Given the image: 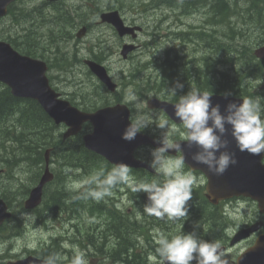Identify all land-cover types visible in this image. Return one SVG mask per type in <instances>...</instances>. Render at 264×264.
I'll return each mask as SVG.
<instances>
[{
    "label": "clouds",
    "instance_id": "obj_1",
    "mask_svg": "<svg viewBox=\"0 0 264 264\" xmlns=\"http://www.w3.org/2000/svg\"><path fill=\"white\" fill-rule=\"evenodd\" d=\"M182 88L183 84L176 81L174 87L168 91L173 97H177L176 90ZM211 97L212 92L191 88L186 94L178 96L173 108L175 117L182 125L181 139L189 147L195 145L197 148L191 154V160L206 166L209 173L222 176L230 166L237 164L235 153L229 150L228 135L240 152L254 156L264 155V99L244 97L239 104L228 103L222 113L218 104H212ZM124 102L134 105L139 114L121 133L123 140H134L137 134L152 125L162 130L168 128L167 120H161L157 124L152 114L142 110V102L132 88L127 90ZM154 142L157 146L150 149L149 167L162 180L133 182L130 178V167L118 163L109 171L100 169L83 176L70 188L76 193L73 199L100 202L111 195L113 188L124 184L135 194H146L144 211L148 216L170 222L188 220V202L192 200L193 187L198 184L197 178L191 171H185V157L179 142L170 137L157 138ZM172 150L181 155H169ZM182 228L183 223L176 234H156L155 251L159 264H229L221 242L201 238L196 222H193L192 231L184 232ZM40 259L41 264H61V257L57 253ZM71 264H88L86 253L77 250Z\"/></svg>",
    "mask_w": 264,
    "mask_h": 264
},
{
    "label": "trees",
    "instance_id": "obj_2",
    "mask_svg": "<svg viewBox=\"0 0 264 264\" xmlns=\"http://www.w3.org/2000/svg\"><path fill=\"white\" fill-rule=\"evenodd\" d=\"M143 3H149V5L154 3V0H142ZM264 3V0H246L245 6L244 7H238V3L234 2L233 0H225V1H217L215 2L213 9L216 11L215 14L217 15L216 20L219 21V23L224 27L223 31L220 34L222 36L220 37L222 41H225V49L226 53H224L222 56H218L211 59L212 56H208L207 59L205 60L204 66H209L205 67L204 69L200 67V60L202 58H196L193 56L191 59L187 54L183 57H181L178 53H176L175 57L171 56L172 54H167V58H165L161 63V72L159 75V80H156L155 78L152 80H143L142 82H145L146 85H149V88L151 90H155V92L159 96H165L169 99H177L179 96V89L176 90V95L177 97H173L171 93L168 91L169 88L174 87V83L176 81H179L180 83L185 86L188 84L189 79L192 78H197L199 75H205L206 79L211 85L212 90H223L224 92L228 93H236V90L234 89L233 86V81L230 78L228 74H225L222 72L220 75L212 72V69L216 67V63L220 61L221 57L226 58V59H231V56L228 54L234 53L233 51H228L227 49V42L232 43L234 41L238 42L239 48L236 49V52L245 54L250 52V46L252 43L251 38V30L248 27L246 23L252 22L257 28L264 29V8H260V6ZM50 5H55V2ZM58 3L54 7H56ZM148 4H143V6H147ZM249 18L247 20H240L239 19V12H244ZM33 12V13H32ZM223 12V14H222ZM32 14H36L37 19H41L44 17V12L41 10V8L37 7H32L30 9H27L26 6L17 7L16 5H11L8 10V15L12 16V18L20 23H25L31 18ZM53 14V13H52ZM65 14L67 15L68 12L66 11ZM224 17L226 23H222L220 21L219 16ZM220 16V17H221ZM57 18V17H56ZM230 19H235L236 22H232ZM66 20H69L68 16H64L63 18H57L54 19V24H58L59 28H62L63 26L69 25V23H65ZM254 21V22H253ZM240 24V25H238ZM231 25H237L232 27ZM254 26V27H255ZM57 26H55L56 28ZM54 28V26H53ZM26 27L23 30H18L17 32H20L22 36L23 33L25 32ZM215 40L217 38V31H215ZM218 32V33H219ZM61 32H58L57 34L53 33V36H61ZM233 34V35H232ZM30 35V36H28ZM209 39H211L212 33H207ZM228 35V36H227ZM31 36L34 37L33 33L31 34L30 32H27V34H24L23 37L24 39L22 40H29L31 41ZM34 46H32V49ZM31 49V48H28ZM248 57H244L243 64H248ZM198 60V61H197ZM222 60V59H221ZM223 62V61H222ZM184 66V67H183ZM181 67V68H180ZM209 68V70H208ZM182 70V72H181ZM185 70V71H184ZM185 73H184V72ZM212 74H211V73ZM163 73V75H162ZM206 73V74H205ZM214 73V74H213ZM181 74V75H180ZM186 74V75H185ZM216 74V75H215ZM215 75V76H214ZM228 75V76H227ZM187 76V77H185ZM179 77V78H178ZM176 78V79H175ZM210 80V81H209ZM172 81V82H171ZM221 81L225 82V85H221V87L214 86L212 84H220ZM172 83V84H171ZM218 84V85H219ZM198 86V85H196ZM195 86V87H196ZM193 87V88H195ZM210 87L207 89L211 90ZM191 87H189V90ZM2 91V92H1ZM1 94L5 95H0V124L2 125V122L4 121L3 118L7 117L8 114L12 113L15 110V115L18 116L14 122H10L7 128V132L11 133L12 132V127L14 126L17 129V138H42L38 144L35 147H32L30 151L25 152L24 154H29V158L33 161L36 162L38 161V152L42 150L43 145L45 143L46 138H57L54 136V126L51 124L50 120L48 117L45 116V114L42 113V111L36 107L35 103L32 101H27V104H22L20 103L21 101L18 100L17 98H14L13 96L10 95L8 89L4 88L1 90ZM11 99V100H10ZM105 99L102 97L99 98H93L92 101L88 102L85 104L86 108H96L97 106L104 104ZM44 115V119L35 115ZM20 125L23 127L19 131ZM2 126L0 127V138H3L5 132L2 130ZM81 149V153L76 152L75 149L69 147V146H62L58 145L57 146V153L55 157V162L58 164L56 167L59 169L56 172V181L58 182L57 185L55 184L53 187V190L49 196V201L48 203L43 207V210L40 212V217L41 219H46L48 217H51L52 215H65L68 214L70 215L75 214L78 217L80 216L82 206L84 204L83 199H73V197L76 195L75 192L71 191L70 188L73 184L78 182L81 177L79 175H89L93 173V170L95 168V163L97 162V159L95 155L92 153H89L85 151L82 146H78ZM0 167H7L10 168L9 165L2 164ZM12 168V167H11ZM105 171L111 170L110 167H105ZM14 171H16L14 169ZM17 175L19 172H17ZM30 173V172H29ZM89 173V174H88ZM79 174V175H77ZM14 172H11L10 176H13ZM35 174L31 173V180L33 179ZM59 178H61V181H59ZM6 181L10 184H15L18 183L17 179L15 181L13 180H2ZM144 181H147L144 179ZM9 185H6L4 183H0V189L3 187H6ZM121 185L116 186L113 188L112 191H116ZM196 192V190L193 189V193ZM133 204V209H132V216L128 218L126 223L123 226H119V217L118 214L115 211H109L107 219H106V226L110 231L119 237L120 239L118 241H121L120 247H122L124 252H122V248L120 250L115 251L114 257H120L123 258L126 262H128V257L133 256L131 253L130 247L132 244H134V241L131 240V238L134 236V234H138L140 232V227L141 225H145V221L149 219V216L145 213L144 211V205L147 203V199L143 195H136L130 200ZM101 203V201H100ZM189 206V205H188ZM191 211V207L189 206V212ZM138 212L139 214L142 215V218L144 217L145 220H140V215L136 214ZM151 220V225L155 223H160L158 227L162 226V222H165L166 220H159L157 218H153ZM203 222V226L206 225L208 230H202L207 233H213L217 232L216 229V222L220 218L212 215H203L201 216ZM157 219V220H156ZM224 225V220L221 219ZM178 222V221H177ZM149 224V225H150ZM148 225V226H149ZM60 248V244L52 240L50 247L46 248L41 252L44 256L49 255L53 252H58ZM135 259V258H134Z\"/></svg>",
    "mask_w": 264,
    "mask_h": 264
},
{
    "label": "rangeland",
    "instance_id": "obj_3",
    "mask_svg": "<svg viewBox=\"0 0 264 264\" xmlns=\"http://www.w3.org/2000/svg\"><path fill=\"white\" fill-rule=\"evenodd\" d=\"M233 1L237 2L238 7H241V8L245 6V2H246V0H233ZM27 2H28V0L19 1L17 3L18 7H22V5H24L23 3H27ZM65 2L72 3L73 5H75L74 13H75L76 18H77L74 21L75 25L78 26L81 23L87 22L88 24H90V27L88 28V33L87 34L85 33L84 36L77 38L76 41H74V40L65 41L64 44H62V47L64 48V50L65 49L70 50L71 52L75 51V52L79 53L80 55H83L84 51L87 52L90 50V48L88 46L89 42H90V36H93L94 34H97V33L100 34L101 36L108 37V39L111 42L112 50H115L116 47L120 45L121 41L117 37H115V35L113 34V31L109 25H97V24L92 25V22L89 19V16L85 14L87 11L85 9H77L76 8V6L78 4H80L82 2V0H65ZM214 3H215L214 0H206V1L198 2L192 6H185L184 5L185 11H188L191 13V14L187 15V17L179 16V15H177L178 14L177 11L175 13V11H173L171 9L164 8V7L162 8V11L161 10L147 11V12H142L140 15H134V16H132L129 12L127 13V23H131V22H135V21L141 22L144 26V34L142 35V33H141L138 36L137 40L134 41V43L139 45V47H138L139 49L136 52L131 53L130 57L128 58L127 61L120 62L117 58H114V61H116V62L111 61V63H109V65L112 67V69H110L111 74H112V78L118 84L119 90L123 89V91H124V93L122 94L123 97L125 96L127 90L129 88H132V85H130V80H129V73L131 72V70L132 69L138 70V66L143 65L149 59V56H151V54H147L146 51L152 52V54L155 51H158L155 56L159 57V56L163 55V52H164V49L166 46L173 47V44L166 43L167 41H160L161 45L158 48L153 47V48H148V49L144 50L143 49L144 48V46H143L144 40H148L152 37L149 35L150 33L156 34V37L159 36L158 39H164L162 36L164 34H166V32L168 30H170V31L174 30L175 29L174 26H176V25H179V28H181V27L182 28L213 27L215 30H221V31L224 30V27L218 21H216V18L212 17L213 12L204 13L208 10H211L212 6L215 5ZM179 6H180V4H179ZM245 8H246V6H245ZM49 9H53V8L51 6H46L44 8V12L49 10ZM73 9H74V7H73ZM140 10L141 9L139 7L138 11H140ZM161 12H163V13H161ZM165 14H167L166 16H168L167 20L164 23L160 24L159 27H157L158 23L160 22V20L162 18H164ZM35 17L36 16H34L33 14L31 15V18L28 20L29 25H30V23L34 24V23L38 22L39 23L38 27H40L41 26L40 21L44 22V17L41 19H37ZM248 18H249V16L246 15L245 10H244V12H239V19L240 20H247ZM219 19H220V21H222V23H226L224 17L221 16ZM9 24L10 23L7 19L2 20L0 22V31L7 29ZM69 24H71V23H69ZM246 24L248 25V27H250V25H251V28H249L251 30V35L254 34L255 32H259L258 28L254 27V24L252 22H248ZM238 25H240V24H238ZM231 26L234 27L237 25H231ZM98 27H101L100 29H97V30H99V32L96 31V28H98ZM38 32H39V35L44 33V24H42L40 29H38ZM58 32H61L62 33L61 35H64V29L59 28L58 30L54 31V34H57ZM88 34H90V36L88 38H86V36ZM14 35H16V33ZM34 36H38V33H34ZM62 40H64V39H61V38H59V39L55 38L54 39V41L55 42L57 41V43H59V44H61ZM92 40H94V38ZM228 44H232V43L228 42ZM234 44L232 45L234 48H236V47L239 48L238 42L235 41ZM58 46H56L55 49H54V47L50 48V51H48V53H47L49 59H52L54 62H59L58 58L54 57V51H57ZM34 49H36V46L34 47ZM190 49L191 48L189 47L187 50H190ZM141 51L142 52L145 51V53H144V55L139 57V60H137L138 57L136 58V54H139ZM93 53H94V55L98 56L101 61H104L109 57L110 50L109 49H102V48L100 50H98L97 45H96V47L93 50ZM234 55L235 56L240 55V57L238 59L236 58L233 60L222 58V57H221V59L223 62L226 61V62L232 63L238 67L244 65L243 64L244 60H243L242 56L247 55V53L241 54V53L235 52ZM134 57H135V59H133ZM68 62H69L68 67H65V69L63 71H57V73L55 74L57 79H55L54 84L59 86L60 90H63L66 93L74 92V88L75 89H79V88L82 89V87H80V86L83 84L86 85V87H85L86 90H89V88H91V86H93L92 84L94 82H96L95 79L87 72V69L85 68V66L83 65V63L80 60L76 61L75 58L68 57ZM75 62H76V64H75ZM134 62H137V63H134ZM201 67L204 69L206 66L203 65ZM53 71H55V70L52 69L50 72H48L49 76L51 75V73ZM160 72H161V70L158 69V65L153 64L150 67V69L147 70L145 77L147 78L148 76L152 75V78L159 80ZM203 76H205V75L202 74L201 77H203ZM79 79H81V80H79ZM84 81H86V82H84ZM60 92L62 93V91H60ZM136 93L138 96H140L138 92H136ZM110 98H112V97H110ZM139 98H140V101L142 102V110L146 113L152 114V116H153V118L157 124L161 120H167L168 121V128L165 130L157 128L156 129L157 133H163V135H162L163 137L165 136L164 134H166L167 137L168 136H174L175 135L174 132H176L177 135H181L180 130H179L181 128L179 126L172 124L162 112L156 111V110H151L148 108L145 109V99H143L141 97H139ZM260 98L264 99V96L263 97L260 96ZM134 109L136 110V113H135V117H136V115H138L139 113H138L135 106H134ZM173 129H175V131H173ZM62 130H63V128L61 127V128H59L58 132H60ZM53 160H54L53 161L54 163L51 165V168L53 171L56 170V172H57V170H59V169L56 167V165H58V164L55 162V159H53ZM27 175H28L27 172H19L18 173L17 182L19 184H22V185H13V184H10L6 181H2V180L7 179L9 176L0 177V183H4L6 185L13 186L14 188H17V189H23V187L27 186L28 183L30 182V178ZM83 176L79 175V177H81V178ZM59 181H61V178H59ZM57 183L58 182L55 180L56 185H57ZM195 186H197V185H195ZM129 195H132L133 197L136 195H143L147 199L146 194L143 192L136 193V194L135 193L131 194L129 192ZM132 198H130L129 200H132ZM129 204L133 206L132 202H129ZM14 205L15 206L18 205V211H22V207L19 206V204L14 203ZM243 205L248 206V204H246V203ZM132 209H133V207H132ZM252 209L253 208L251 206L249 208L242 207L240 212H243L246 210L250 214ZM25 214H27V215H25ZM136 214H139V213L136 212ZM139 215H140V220H142V219L145 220L144 217L142 218L141 214H139ZM69 216L71 217V221H74V219L78 218L77 215L72 214V213ZM153 218H155V217L153 216ZM17 219L18 220L22 219L23 222L27 224V226H30L34 229L39 230L40 234L36 235V239L35 238L28 239L25 235L22 234L23 230L26 227L23 222H22V225H16V226H12L11 228H8L7 232L6 231H0V257H1V255L8 252L9 248H7V247H11L10 249H12V250L10 252H12V254L23 251L24 246L17 244V243H21V242H24V245L26 244L28 247L33 248L32 249L33 251H38V250L43 251V247L50 244L51 238L57 237L58 234L60 233V227L53 228L52 224H49L48 227H47V225H44V226L40 225L41 223L48 224L50 221L49 217L46 219H44V218L43 219H40V218L36 219L34 215H31V213L22 212V213L18 214ZM65 220H66V222L64 223L65 227H68V225H71V223H69L67 219H65ZM151 220H152V217L149 216V219H147V221H145L146 222L145 225H141L140 232L137 235L134 234V236L131 238V240L134 241V243L136 241H138V239L142 236L144 229H148L150 234H152L154 231L157 230V227L160 223H156V224L154 223L152 226L150 224ZM168 222L169 221L162 222V228H166V226L169 224ZM12 225H13V222H12ZM37 225H40V226H37ZM171 227L172 228L169 231L175 230L177 228L176 222H172ZM174 227H176V228H174ZM158 229H161V226L158 227ZM179 230H180V228H179ZM182 230H183V228H182ZM201 230H208V228L206 227V225H204V226L201 225V229L198 230V234L201 233ZM186 231H187V228H186V230H184V232H186ZM108 232H111V231H110V229H107L106 225H105L103 238L107 239L108 244L106 246L107 249H104L105 250V256L104 257H102L99 253V251H103V250L102 249L101 250H99V249L94 250L93 245L90 242L81 243V245H78V247H72L71 250L75 249L77 251V250H80L81 247H83V250H81V251L85 252L86 255L89 256L88 264H107V263H109V261L105 260L104 258L107 259V250L109 249V245L111 244V242L114 240V239H109L110 235ZM66 236L67 237H73L74 234H66ZM14 237L16 238V243L14 241L13 245H12L11 240L14 239ZM33 237H35V235H33ZM58 239L59 238H56L55 241H58ZM60 240L63 242L62 239H60ZM64 246H65V243L63 242L62 246H60V248H59V251H60L59 255L61 257V264H71V259H72L73 255L76 253V251H74V250L73 251H67V252H70V255L64 256L63 255L64 249L62 248ZM240 246L241 245L234 248L233 250L231 249V254L235 251V249L239 248ZM66 248H68V246H66ZM112 249H113V247H110L108 252H111ZM55 253H57V252H55ZM12 254L10 253V255H12ZM231 254L227 255V258H229V256H230V259H231L232 258ZM120 256L121 255H119L118 257L120 258ZM13 257H14V255H13ZM13 257H7V259L3 263L8 264V262L10 261L9 259H12ZM86 258H88V257H86ZM128 261L131 262L132 264L136 263L134 256H129ZM116 264H121V262L117 261Z\"/></svg>",
    "mask_w": 264,
    "mask_h": 264
},
{
    "label": "water",
    "instance_id": "obj_4",
    "mask_svg": "<svg viewBox=\"0 0 264 264\" xmlns=\"http://www.w3.org/2000/svg\"><path fill=\"white\" fill-rule=\"evenodd\" d=\"M12 1L14 0H0V17L6 14L7 6ZM256 53L259 56H264V48ZM91 68L102 81L112 87L102 68L94 64H91ZM0 79L11 87L13 94L36 98L57 123L65 122L69 126V133L77 132L81 128L83 121L90 120L93 124V132L84 135L86 146L105 154L116 164L134 165L131 161V151L140 141H144L145 136L137 134L136 138L130 142L121 138V133L130 123L128 121V110L124 106L101 109L90 114L79 111L67 101L57 98L58 95L47 84L39 61L18 55L9 44L4 42H0ZM211 100L213 105L218 104L220 106L222 113L228 103L239 104L242 102L239 99L223 96H212ZM156 106H159V104H156ZM162 107L164 106L162 105ZM165 110L174 117L172 108L171 111L166 108ZM227 138H231V136L228 135ZM228 140L229 150H234L235 143L231 142L230 139ZM234 153L237 159L240 156H244L239 151ZM249 170L252 172L251 168ZM240 173L241 167L237 163L231 166L230 171H226L223 176L228 175L231 180L233 177L240 175ZM46 178L47 175H45L44 179ZM40 185L32 192L30 202H33L38 196ZM215 194L217 197L226 196L223 191H218V187ZM35 203H31V205ZM7 216L9 214L5 212L4 206L0 202V222Z\"/></svg>",
    "mask_w": 264,
    "mask_h": 264
},
{
    "label": "bare ground",
    "instance_id": "obj_5",
    "mask_svg": "<svg viewBox=\"0 0 264 264\" xmlns=\"http://www.w3.org/2000/svg\"><path fill=\"white\" fill-rule=\"evenodd\" d=\"M150 1V0H149ZM53 4V3H52ZM69 3H67V2H65V0H62V2H61V4H59L58 6H56V7H52L53 8V10L55 11V13L57 14V16L59 17V18H63L64 16H68V18H69V20H66L65 21V23H71L70 22V20H73V21H75L77 18L75 17L76 15H75V13H74V11L73 12H68V14L66 15L65 14V12L67 11L66 10V6L68 5ZM72 4V3H71ZM55 5H56V2H55ZM210 5V4H209ZM46 6H50V5H48V4H46V3H44V8L46 7ZM78 6V5H77ZM84 11V10H83ZM216 12V11H215ZM86 15H88L89 16V14L86 12L85 13ZM222 14H223V12H222ZM222 14H220V16L222 15ZM34 16H36V14H33ZM220 16H219V18H220ZM56 20H57V18H56ZM218 20V19H217ZM219 22V21H218ZM40 23H41V26H42V24H44V22H42V21H40ZM38 25H39V23L38 22H36V23H34V24H32V23H30V25H29V22H27V24H26V30H25V32L23 33V35L24 34H27V32H30L31 34L33 33V35H34V33H38V35H39V32H38V29H40L41 28V26L40 27H38ZM70 25V24H69ZM209 33V32H208ZM211 34V33H210ZM20 35H21V33L20 32H16V35H14L15 36V38H19L20 37ZM233 35V34H232ZM28 36H30V35H28ZM228 36V35H227ZM31 37H33V36H31ZM58 37V39L59 38H61V39H64L65 38V36L64 35H61V36H57ZM70 40H73L72 39V36L70 35V34H67V38H65L64 40H62V42H61V44H59V48H57V51H54V57L55 58H59V52L60 51H66V49L64 50V48L62 47V44H64V42L65 41H70ZM58 46V45H57ZM236 47V46H235ZM239 47V46H238ZM55 49V48H54ZM77 49V48H76ZM237 49V48H236ZM68 51V50H67ZM239 58V57H238ZM237 58V59H238ZM68 60V59H67ZM231 60H233V59H231ZM70 61V60H69ZM81 61V60H80ZM97 61H101V60H97ZM241 61V60H240ZM72 63V62H71ZM224 63H227L226 61H224ZM75 64H76V62H75ZM80 64V63H79ZM82 64V63H81ZM248 65V64H247ZM66 67H68V66H66ZM184 67V66H183ZM206 67H209V66H207L206 65ZM181 68V67H180ZM65 69V68H64ZM76 70V69H75ZM83 70V69H82ZM208 70H209V68H208ZM66 71V70H65ZM185 71V70H184ZM183 71V72H184ZM79 72V71H78ZM181 72H182V70H181ZM213 72V71H212ZM185 73V72H184ZM211 73V72H210ZM81 74V73H80ZM206 74V73H205ZM212 74V73H211ZM214 74V73H213ZM162 75H163V73H162ZM181 75V74H180ZM186 75V74H185ZM216 75V74H215ZM214 75V76H215ZM229 75V74H228ZM227 75V76H228ZM79 76V75H78ZM83 76V75H82ZM185 77H187V76H185ZM179 78V77H178ZM176 79V78H175ZM79 80H81V79H79ZM188 80H190L189 78H188ZM210 81V80H209ZM74 82V81H73ZM84 82H86V81H84ZM172 82V81H171ZM172 84V83H171ZM175 84V83H174ZM78 85V84H77ZM81 87V86H80ZM78 88V87H77ZM80 89V88H79ZM2 92V91H1ZM0 95H5V94H1L0 93ZM264 96V94L263 95H261V97H263ZM11 100V99H10ZM18 116H16L15 115V110L12 112V113H10V114H8L7 115V117H5V118H3L4 119V121H7V122H14L15 120H16V118H17ZM0 170L1 171H3L4 172V175H2V176H0V177H4V176H9L7 179H5V180H13V181H15L16 179H17V173H16V171H14V169L13 168H7V167H0ZM11 172H14V175L13 176H10V174H11ZM28 173V177L30 178V182L32 181L31 180V173H29V172H27ZM55 173H56V170H55ZM142 181H144V179L142 180ZM16 182V181H15ZM29 182V183H30ZM29 183H28V185H29ZM14 185H22V184H19V183H15ZM27 185V186H28ZM27 186H25V187H27ZM25 187H23V189L25 188ZM199 188V185L197 184V186H194L193 187V189L194 190H197ZM113 192H115V191H113ZM130 193L131 194H134L132 191H130ZM128 202H131L130 200H128ZM101 203L104 205V206H109V202L106 200V199H104V200H102L101 201ZM109 214V213H108ZM110 215V214H109ZM108 216V215H107ZM37 218H40L41 219V217H40V215H38V217ZM50 218V217H49ZM107 219V218H106ZM199 220L200 221H202V224H203V220H202V217H200L199 218ZM176 223H177V225H179V223L176 221ZM224 223H226V221L224 220ZM45 224V223H44ZM224 227H225V224H224ZM106 228L108 229V227L106 226ZM157 230H159L158 229V227H157ZM52 240H56V238H53V239H51V241H50V244L49 245H47V246H44L43 247V250H45L46 248H48V247H50V245H51V242H52ZM59 244H60V246H62V241L60 240V239H58V241H57ZM63 248V247H62ZM64 249V248H63ZM42 252V251H41ZM64 253H63V255L64 256H69L70 255V253L69 252H67V250H65L64 249V251H63ZM55 253V252H54ZM60 253V251H58L57 252V254H59ZM127 257L129 258V256L127 255ZM113 260H114V264H116L117 263V261H119V262H121V264H125V260L123 259V258H119V257H114L113 256ZM127 264H132L131 262H126ZM133 264H137V262L136 263H133Z\"/></svg>",
    "mask_w": 264,
    "mask_h": 264
},
{
    "label": "flooded vegetation",
    "instance_id": "obj_6",
    "mask_svg": "<svg viewBox=\"0 0 264 264\" xmlns=\"http://www.w3.org/2000/svg\"><path fill=\"white\" fill-rule=\"evenodd\" d=\"M76 17V16H75ZM80 25H82V26H85V27H87V28H89L90 27V24H88L87 22L86 23H81V24H79L78 26H80ZM97 49L98 50H100L101 48L99 47V46H97ZM42 52H43V54H44V48L42 49ZM95 56V60H100L99 59V57L98 56H96V55H94ZM43 57H44V55H43ZM44 61V60H43ZM167 221V220H166ZM169 224L166 226V228H162V226H161V229H167V230H170L172 227H171V223L172 222H168ZM177 224V223H176ZM198 224H199V228L201 229V225H202V221H200L199 219H198ZM177 226H179V225H177ZM191 227V226H190ZM174 228H176V227H174ZM192 229H193V227H191ZM216 229H217V232H221V231H223L224 230V225H223V222L221 221V219L219 220H217V222H216ZM109 233V239H114V241H116L117 242V248H116V250H120V248H122V247H120V246H122L120 243H121V241H118L120 238L119 237H117L116 235H114L112 232H108ZM123 249V248H122ZM124 250L125 249H123L122 250V252H124ZM125 264H127V263H125Z\"/></svg>",
    "mask_w": 264,
    "mask_h": 264
}]
</instances>
